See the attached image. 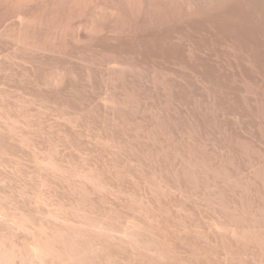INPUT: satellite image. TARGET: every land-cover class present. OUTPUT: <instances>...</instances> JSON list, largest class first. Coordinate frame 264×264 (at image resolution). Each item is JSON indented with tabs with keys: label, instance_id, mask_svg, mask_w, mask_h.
Masks as SVG:
<instances>
[{
	"label": "rangeland",
	"instance_id": "374dc122",
	"mask_svg": "<svg viewBox=\"0 0 264 264\" xmlns=\"http://www.w3.org/2000/svg\"><path fill=\"white\" fill-rule=\"evenodd\" d=\"M149 1L0 0V264H264V0Z\"/></svg>",
	"mask_w": 264,
	"mask_h": 264
},
{
	"label": "bare ground",
	"instance_id": "6f19581e",
	"mask_svg": "<svg viewBox=\"0 0 264 264\" xmlns=\"http://www.w3.org/2000/svg\"><path fill=\"white\" fill-rule=\"evenodd\" d=\"M228 1V0H227ZM235 1V0H234ZM233 0L232 1H228V3L227 2H224V1H222L223 3H226V4H228V5H231L230 4V2L232 3H234V4H232L231 6L232 7H234V8H238L237 6H238V2L236 1V2H234ZM248 1V0H247ZM211 2V1H210ZM221 2V1H220ZM213 3V2H212ZM223 3L222 4H218V5H215V6H213V4H211V6L210 5H208V4H206V3H199V4H194V2H190V1H180V0H152V1H149V3H147L146 2V6L148 5V8H155V9H158V10H161V11H163V12H168V11H179V12H185V11H187V10H189V9H191V8H193V7H195L197 10L196 11H198V13H201V14H205L206 12L208 13V12H210V11H212V10H209V8L210 9H212V8H219V6H220V8L222 7L223 8ZM252 3V2H251ZM214 4H216V3H214ZM222 5V6H221ZM234 5V6H233ZM227 5H225L224 4V8H226V10H227V7H226ZM241 5H239V7H240ZM232 7H230L229 6V8H228V10H230V8H231V10L230 11H234V9H232ZM221 8V9H222ZM223 8V10H221V9H219V10H221L222 12L221 13H223V12H225L226 10ZM239 9V8H238ZM237 9V13H239L240 11ZM215 11H216V9H214ZM227 10V11H228ZM240 10H241V7H240ZM230 11H229V13H230ZM213 12V11H212ZM235 12V11H234ZM215 13V12H214ZM214 13H213V15H214ZM228 13V12H227ZM226 12H225V14L226 15H228ZM200 14V15H201ZM225 14H223V15H225ZM231 15L232 14H234V13H230ZM206 15V14H205ZM212 15V16H213ZM211 16V17H212ZM210 17V18H211ZM206 18H208L209 19V16L208 17H206ZM227 18V17H226ZM211 20V19H210ZM221 21H223V20H221ZM226 21V19L223 21V22H225ZM216 22V21H215ZM219 22L220 21H218V23L217 24H219ZM228 21H226L225 23H227ZM222 24H224V23H222Z\"/></svg>",
	"mask_w": 264,
	"mask_h": 264
}]
</instances>
